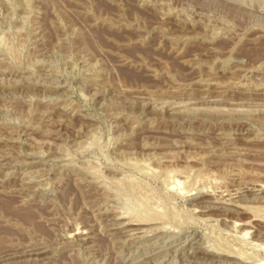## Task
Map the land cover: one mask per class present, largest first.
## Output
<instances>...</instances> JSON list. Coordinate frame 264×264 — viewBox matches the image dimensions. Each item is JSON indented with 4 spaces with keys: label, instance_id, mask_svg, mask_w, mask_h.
Returning a JSON list of instances; mask_svg holds the SVG:
<instances>
[{
    "label": "rangeland",
    "instance_id": "1",
    "mask_svg": "<svg viewBox=\"0 0 264 264\" xmlns=\"http://www.w3.org/2000/svg\"><path fill=\"white\" fill-rule=\"evenodd\" d=\"M0 238L264 264V0H0Z\"/></svg>",
    "mask_w": 264,
    "mask_h": 264
},
{
    "label": "bare ground",
    "instance_id": "2",
    "mask_svg": "<svg viewBox=\"0 0 264 264\" xmlns=\"http://www.w3.org/2000/svg\"><path fill=\"white\" fill-rule=\"evenodd\" d=\"M168 172V171H167ZM125 178V177H124ZM178 180V179H177ZM128 185V184H127ZM147 202V201H146ZM5 203V202H4ZM10 205V204H9ZM142 207V206H141ZM5 208V207H4ZM7 209H9V208H7ZM7 209H3V210H6L7 211ZM137 210V209H136ZM153 216V215H152ZM255 217V216H254ZM235 226V225H234ZM247 233V232H246ZM242 234V233H241ZM260 234V233H259ZM249 235V234H248ZM245 236V235H244ZM1 239V238H0Z\"/></svg>",
    "mask_w": 264,
    "mask_h": 264
}]
</instances>
